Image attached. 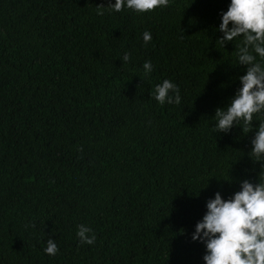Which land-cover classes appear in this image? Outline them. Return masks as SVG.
<instances>
[{"label": "trees", "instance_id": "trees-1", "mask_svg": "<svg viewBox=\"0 0 264 264\" xmlns=\"http://www.w3.org/2000/svg\"><path fill=\"white\" fill-rule=\"evenodd\" d=\"M108 2L0 0V264H203L205 201L256 182V114L248 133L212 128L244 74L236 41L215 47L228 0L97 15ZM165 78L180 104L150 98Z\"/></svg>", "mask_w": 264, "mask_h": 264}, {"label": "clouds", "instance_id": "clouds-1", "mask_svg": "<svg viewBox=\"0 0 264 264\" xmlns=\"http://www.w3.org/2000/svg\"><path fill=\"white\" fill-rule=\"evenodd\" d=\"M167 0H109L106 6H98L97 15L105 11L118 13L127 10L135 14L149 13L165 7ZM215 47L236 41L234 55L236 66H243L244 74L238 77L239 87L223 108L214 111L213 126L216 134L228 133L240 125L242 132L252 128L256 114L257 125L250 140V160L260 164L256 182L243 179L238 190L230 197L222 198L219 191L205 201V212L190 234L193 242L203 245V264H264V0H228L227 8L219 14ZM147 45L150 31L141 33ZM120 60L128 63L125 52ZM141 68L147 77L153 69L145 60ZM149 96L157 104H180L178 86L170 79H163L153 86ZM81 244L93 245L95 232L91 227L78 224L75 232ZM43 253L55 256L58 247L55 240H45Z\"/></svg>", "mask_w": 264, "mask_h": 264}]
</instances>
